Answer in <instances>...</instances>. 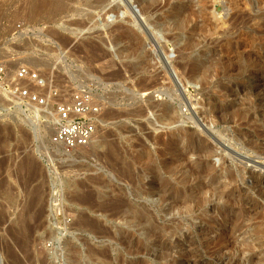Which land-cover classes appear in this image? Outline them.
<instances>
[{"label":"rangeland","instance_id":"1","mask_svg":"<svg viewBox=\"0 0 264 264\" xmlns=\"http://www.w3.org/2000/svg\"><path fill=\"white\" fill-rule=\"evenodd\" d=\"M0 54L105 105L67 152L0 101V264H264V0H0Z\"/></svg>","mask_w":264,"mask_h":264},{"label":"built area","instance_id":"2","mask_svg":"<svg viewBox=\"0 0 264 264\" xmlns=\"http://www.w3.org/2000/svg\"><path fill=\"white\" fill-rule=\"evenodd\" d=\"M40 71L26 65L12 69L10 59H0V101L43 114L52 112L55 125L50 142L67 152L86 146L99 125L104 102L94 84L65 94L64 87H51Z\"/></svg>","mask_w":264,"mask_h":264},{"label":"bare ground","instance_id":"3","mask_svg":"<svg viewBox=\"0 0 264 264\" xmlns=\"http://www.w3.org/2000/svg\"><path fill=\"white\" fill-rule=\"evenodd\" d=\"M150 3V2H149ZM95 5V4H94ZM155 5V4H154ZM146 9V8H145ZM150 9V8H149ZM107 12V11H106ZM150 12V11H149ZM220 13V12H219ZM0 56H2L1 54H0ZM193 67V66H192ZM191 71H192V74H193V76H197L196 75V73H197V71L198 70H195V69H191ZM190 71V72H191ZM201 72H202V70H201ZM198 75H199V73H198ZM201 76V75H200ZM192 77V76H191ZM193 78V77H192ZM198 78H199V76H198ZM201 78H203V80L201 79ZM200 79L202 80V82H204V76L203 77H201ZM205 83V82H204ZM81 86H83V85H81ZM251 101H253V100H251ZM261 101V100H260ZM249 102H250V99H249ZM246 103H248V101L246 102ZM45 116H47V117H50L51 118V120H50V122H51V126H52V132H53V130H54V125H55V116H54V114L52 113V112H50L49 111V113H46L45 114ZM237 118L238 119H240L241 121L242 120H247V122H250V121H252L253 119H256V118H262L263 120H264V101L263 102H257V101H254V102H251L250 104H248V107H244V109L243 110H240L239 109V114H238V116H237ZM100 124H101V122H100ZM96 132V131H95ZM94 135H96L95 133H94ZM258 136H262V137H264V131H261V132H259L258 134H257ZM252 136V138L253 139H250V146L252 147V148H254V150L258 153V154H260V155H263L264 154V142H262V141H259V139L256 137V135L255 136H253V135H251ZM93 138H95L94 136H93ZM92 138V139H93ZM251 138V137H250ZM92 141V140H91ZM59 146V145H58ZM60 148H61V146H60ZM80 148V147H79ZM80 149H82V148H80ZM61 150L63 151V149L61 148ZM75 150V149H74ZM65 151V150H64ZM77 151V150H76ZM66 153V152H65ZM167 198V193H165V192H161V199L164 201L165 199ZM160 249V248H159ZM162 249V248H161ZM164 249V248H163ZM160 252H161V250H159ZM162 253V252H161Z\"/></svg>","mask_w":264,"mask_h":264}]
</instances>
